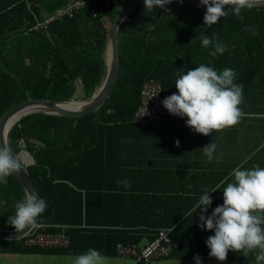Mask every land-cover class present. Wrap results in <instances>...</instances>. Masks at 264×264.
<instances>
[{"label":"trees","instance_id":"obj_1","mask_svg":"<svg viewBox=\"0 0 264 264\" xmlns=\"http://www.w3.org/2000/svg\"><path fill=\"white\" fill-rule=\"evenodd\" d=\"M69 1L0 0V118L10 106L28 98L70 101L79 98L80 87L84 99L101 86L107 71L105 52L110 27L106 21L112 25L129 0L124 5L114 0L109 4L92 0L72 16H58V9ZM228 12L209 27L204 24L206 6L200 5V0H172L164 8L151 10L145 9L143 0L119 27L118 81L99 108L78 117L31 113L11 128L8 144L15 152L26 150L34 158L27 170L39 197L48 205L39 217L38 227L31 232L64 233L70 243L66 247H42L26 244L23 236L0 238V253L71 255L94 248L109 256L118 254V244L140 246L144 238L148 243L156 237L157 230L146 235L148 231L129 232L122 227L126 224L128 195L119 194L121 190L114 193L120 198L117 226L96 228L94 216L87 212L88 202L84 204L83 191L87 196L91 190L103 188L85 183L92 175L84 172L98 166L107 172L112 167L113 177L124 179L123 170H116L123 168L117 143L129 122L145 123L134 119L143 83L148 79L159 81L163 99L167 84L173 81L164 74L170 67L172 72L175 63H185V58L207 60L203 64H212L218 71L233 69L235 82L243 85V101L253 102L258 93L256 86H264V5L242 9L240 16L230 8ZM253 31L259 34L253 35ZM203 36L212 38L213 44L218 38L225 51L211 55L214 48L202 46ZM7 179L6 185L0 184V228L13 229L8 218L15 214V205L26 192L14 174ZM210 208L206 215L215 209ZM84 222L91 227H82ZM161 222L157 228L170 226V236L177 244L171 256L194 258L196 251L192 253V247L179 236L178 229L185 219H177V225L174 221ZM201 233L208 237L214 235V230L205 228ZM104 234L109 235L100 237ZM109 236L113 241L105 239ZM227 259L256 261L254 253L245 257L233 251Z\"/></svg>","mask_w":264,"mask_h":264},{"label":"crops","instance_id":"obj_2","mask_svg":"<svg viewBox=\"0 0 264 264\" xmlns=\"http://www.w3.org/2000/svg\"><path fill=\"white\" fill-rule=\"evenodd\" d=\"M185 61V63H175L173 71L169 72L170 67L164 74V76L169 74L168 77L173 81L167 84L163 100L177 92L175 87L177 73H186L207 62V60L200 62L198 58H185ZM186 63L188 64L185 65ZM261 77H264V74H261ZM256 87V92L260 94L255 95L253 102L243 101L240 105L243 112L240 122L231 128L207 136L194 132L186 125L187 117L174 115L164 106L163 114L157 122H129V128L124 127L126 128L124 135L117 143V146L120 145L118 149L123 168L116 170L117 173L123 170L124 179L130 181L131 187L125 188L117 183L120 179L113 177L115 168L112 167H108L107 172L99 166L84 172L92 175L85 183L95 188H103L102 191L91 190L87 196L86 191H83L86 197L84 204L88 202L87 212L91 217L94 216L95 227L115 229L120 214V198L114 196V193L121 190L119 194L128 195L126 196L128 212L125 215L126 224L122 226L123 228L129 232L148 231L149 233H145L147 235L160 228H171L170 226L157 228L161 221V223L174 221L177 225V219H185L186 222L178 229L181 240L188 242L192 247L190 249L192 253L196 251L195 254L208 256L210 249L206 245L207 237L201 233L202 229L199 227L201 223L199 216L203 206L198 208L197 212L192 211L191 208L195 207L205 188L212 190L227 177L221 189L209 193L213 197L210 207L221 205L222 189L234 179L229 174L236 167L245 169H250L254 165L264 167V86ZM177 140L180 141L179 146L176 145ZM212 142L217 145V149L213 159L209 161L203 153V147ZM210 207L208 211L211 210ZM81 226L91 227L86 222ZM105 235L109 234L100 237ZM105 239L113 241L110 236ZM147 241L144 238L139 244H145ZM22 255L62 256L64 254L0 253V264H21ZM105 257L107 264H116L111 258L124 261V263L118 262L119 264H140L119 254ZM215 263L218 264L219 260L202 258V264ZM156 264H196V262L194 258H183L173 254Z\"/></svg>","mask_w":264,"mask_h":264},{"label":"clouds","instance_id":"obj_3","mask_svg":"<svg viewBox=\"0 0 264 264\" xmlns=\"http://www.w3.org/2000/svg\"><path fill=\"white\" fill-rule=\"evenodd\" d=\"M170 3L172 0H144L145 9L149 10L156 6L164 8ZM253 3L254 0H200V5L206 6L204 24L209 27L217 24L222 17L228 16L229 8L234 15L240 16L241 10L251 8ZM258 34V31H253V35ZM202 46H212L214 50L210 54L213 56L225 51L223 42L218 38L213 44L212 38L203 36ZM177 77V92L167 96L162 104L170 113L187 117L186 125L194 132L207 136L240 122L243 116L240 107L244 99L243 85L235 82L236 74L233 69L226 67L218 71L201 63L186 73H177ZM179 144L180 141L177 140L176 145ZM216 149L214 142L203 147V153L209 161L213 159ZM27 163L25 157L15 152L5 141L0 146V184L6 185L7 178L24 169ZM229 175L234 179L223 187L221 205L215 207L210 215H206L213 203V197L209 193L221 189L227 177L212 190L205 188L192 211L196 212L203 206L199 227L214 230V235L206 239L210 257L226 261L229 251L242 253L245 257L254 253L257 264H260L264 262V167L254 165L245 169L238 166ZM117 183L125 188L131 187L128 179ZM47 207V202L38 193L26 192L23 200L16 203L15 214L9 216L8 223L18 233L35 229L38 227V218ZM194 260L196 264H202L199 254L194 256ZM73 264H107V258L97 249L91 248L77 254Z\"/></svg>","mask_w":264,"mask_h":264},{"label":"water","instance_id":"obj_4","mask_svg":"<svg viewBox=\"0 0 264 264\" xmlns=\"http://www.w3.org/2000/svg\"><path fill=\"white\" fill-rule=\"evenodd\" d=\"M143 0H129L113 21L109 34L108 43L105 52L107 71L105 78L99 87V89L92 95L90 100L81 101L80 107L69 106L66 107L64 104H69L75 100L70 101H57L45 98H28L19 101L10 106L0 118V146L7 141V136L11 128L25 115L31 113H48V114H59L72 117H78L88 114L97 108H99L110 96L114 90L119 76L120 67V52H119V41H118V30L121 23L127 18L130 12L138 6ZM264 5V0H254L253 6ZM79 102V101H75ZM8 143V141H7ZM25 154L30 155L26 150H23ZM22 151V152H23ZM31 156V155H30ZM34 163V159L30 160L27 165L17 174H14L21 182L25 192H35L37 190L33 183V180L27 170L29 164ZM39 220V218H38ZM29 229H26L24 233H18L15 228L13 229H2L0 228V238L12 239L24 236L27 234Z\"/></svg>","mask_w":264,"mask_h":264},{"label":"built area","instance_id":"obj_5","mask_svg":"<svg viewBox=\"0 0 264 264\" xmlns=\"http://www.w3.org/2000/svg\"><path fill=\"white\" fill-rule=\"evenodd\" d=\"M91 1L70 0L64 7L58 9L57 15L72 16L80 8L88 6ZM103 1L106 4L111 2V0ZM140 94V104L134 115L135 121L145 123L158 121L163 114L162 86L159 81H155V79L146 80L141 87ZM146 111L147 114H144ZM31 231L23 236L26 237V244L42 247H60L69 244V237L64 233L44 234ZM156 232V237L144 245L126 246L118 244L117 253L122 257H131L136 261L148 264H156L170 257L177 247L176 242L170 236L171 228H160Z\"/></svg>","mask_w":264,"mask_h":264},{"label":"rangeland","instance_id":"obj_6","mask_svg":"<svg viewBox=\"0 0 264 264\" xmlns=\"http://www.w3.org/2000/svg\"><path fill=\"white\" fill-rule=\"evenodd\" d=\"M115 2H117L120 5H124L125 4V0H114ZM106 25L108 27H111V22L106 21ZM80 87L79 90L77 92V95L79 96L78 99H74L75 101H86V100H90L92 98H81L80 95ZM163 101V99H162ZM21 150V154L25 157V155L27 157H25L26 161L29 162L30 159L32 160V156L25 154L24 151ZM24 153V154H23ZM34 159V158H33ZM35 162V160H34ZM69 243H70V239H69ZM67 246V245H66ZM66 246H60V247H66ZM49 247V246H47ZM73 259L74 257H66L65 255H57V256H44V255H22V262L21 264H73ZM112 260H114L116 262V264L118 262H122L124 263V261H122V259H114L111 258ZM165 260V259H164ZM119 264V263H118ZM216 264V263H215ZM218 264H257V261L255 260H244V259H240V260H232V259H227L226 261H219ZM260 264H264V262H260Z\"/></svg>","mask_w":264,"mask_h":264},{"label":"bare ground","instance_id":"obj_7","mask_svg":"<svg viewBox=\"0 0 264 264\" xmlns=\"http://www.w3.org/2000/svg\"><path fill=\"white\" fill-rule=\"evenodd\" d=\"M82 104V102H72V103H69V104H64L66 107H68V105L69 106H73V107H80V105ZM24 154V153H23ZM25 157H27L26 155H25ZM31 160V159H30Z\"/></svg>","mask_w":264,"mask_h":264}]
</instances>
